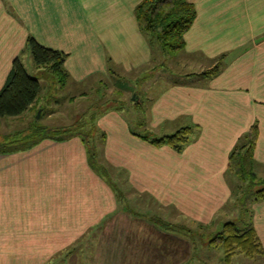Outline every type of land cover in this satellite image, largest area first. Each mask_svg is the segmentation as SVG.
I'll use <instances>...</instances> for the list:
<instances>
[{
  "label": "crops",
  "instance_id": "crops-1",
  "mask_svg": "<svg viewBox=\"0 0 264 264\" xmlns=\"http://www.w3.org/2000/svg\"><path fill=\"white\" fill-rule=\"evenodd\" d=\"M142 1L0 0V89L32 37L68 55L63 68L76 83L138 70L142 127H193L178 152L133 135L141 133L119 108H92L105 175L90 167L80 136L0 153V264H204L195 239L182 249L176 218L219 227L238 185L229 154L253 125L252 168L264 175V0H187L195 18L179 52L210 65L178 75L164 73L168 54L137 25ZM218 58L217 74L199 77ZM250 216L264 254V200L251 202Z\"/></svg>",
  "mask_w": 264,
  "mask_h": 264
},
{
  "label": "trees",
  "instance_id": "trees-1",
  "mask_svg": "<svg viewBox=\"0 0 264 264\" xmlns=\"http://www.w3.org/2000/svg\"><path fill=\"white\" fill-rule=\"evenodd\" d=\"M135 17L142 32L154 38L165 54H173L183 49V34L190 28L195 18V10L194 6L187 0H143L135 10ZM26 45V51H29L32 55L34 64L39 67H46L53 76L55 87L58 86L59 89H62L68 78V74L63 68L68 55L63 51L44 47L32 37L27 39ZM219 66L220 63H216L212 68L199 73V76L210 78L217 74ZM39 91L40 84L38 80L29 75L20 58H14L11 70L0 89V117H19L27 111L36 110L35 112H37L38 109L43 111L42 106L35 108ZM137 101L138 98L134 101L135 105H139L140 100ZM89 125L92 126L90 123ZM192 128L190 126L182 127L172 134L160 137L149 134H136L133 131L131 133L155 146L168 145L175 151L180 152L189 142ZM94 131L95 129L90 127V130L87 131L90 137L86 138L79 133L59 134L57 132L60 131L57 129L51 133L47 130V127L34 124L30 126V131L25 136H22L20 132L12 138L5 136L1 142L4 144L0 143V153L28 150L44 139L64 140L72 136H80L85 142L90 167L105 175V169L97 161L96 146L94 143H92L93 146L90 144ZM257 136V126L253 125L244 135L242 142L234 147L229 154L228 171L238 181L258 179L252 168ZM118 192L121 197V192ZM262 200H264V189L250 194L248 201L257 202ZM249 227V230L241 233L235 222H226L222 226L221 232L214 238L216 241L214 239L211 241L214 246L217 243L222 247L226 258L231 255L233 248H239L248 255L262 252L260 242L251 223H249Z\"/></svg>",
  "mask_w": 264,
  "mask_h": 264
},
{
  "label": "rangeland",
  "instance_id": "rangeland-1",
  "mask_svg": "<svg viewBox=\"0 0 264 264\" xmlns=\"http://www.w3.org/2000/svg\"><path fill=\"white\" fill-rule=\"evenodd\" d=\"M21 58L25 70L30 76L36 78L40 84L39 99L44 108L40 113V118L37 112H35L36 110L30 112L28 115L23 114L19 117H0V143L5 136L12 138L18 132L22 136H25L29 133L30 126L34 124L47 127V130L51 133L57 129L60 131L57 132L59 134L79 133L82 137H90L87 133L90 130V125L87 121H89L88 116L92 108L97 110V112L99 110L119 108L134 122V125L136 124L135 130L138 133L149 134L155 137H160L167 133L163 130L164 128L151 130V128L147 129L146 127H142L144 115L141 112V108H145L146 103L141 107L135 105L134 101H136L135 97L138 98V101L143 100L146 102V99L144 95L142 96L141 90L143 88L141 86H139L138 91L134 89L136 84H133L132 81L135 76L131 78L132 75L139 72L138 70L132 71L133 74H122L121 76L123 78L119 79L118 82L114 78H112V81L107 79L99 81V79L91 77L82 83H76L71 78H67L66 85L54 93L50 88L54 79H52L53 76L49 70L46 67L35 65L31 54L27 51L21 55ZM202 58L200 55L191 56L182 54L181 52L168 54L165 58L166 67L164 68V73L167 72L168 75H178L180 73L196 74L202 68L210 65L208 60H203L205 58ZM222 62L219 58L216 60V63L222 64ZM156 69L153 67L151 73L159 72ZM69 98H72L71 101L74 102L69 103ZM182 127L188 126L182 123L173 131L175 132ZM93 140L94 137L90 141L91 146H93ZM261 171L258 170V179L238 181L237 188L233 193L232 205L228 207V211L225 213L226 217L222 216L223 218H219L221 223L218 228H204L177 217V223H180L184 231L183 240L186 242H183L182 249L187 250L188 246L190 247V243L195 239L199 249L194 252V258H201L204 264H264V254L262 252H255L248 255L239 248H233L231 255L226 258L222 247L217 243L214 246V243L211 241L221 232L222 226L226 222H235L241 233L249 230V223H252V219L249 215L251 202L248 200L250 194L264 189V175L261 174L263 173ZM151 208L154 209L152 206ZM214 241L216 240L214 239ZM190 264H195V262H190Z\"/></svg>",
  "mask_w": 264,
  "mask_h": 264
},
{
  "label": "water",
  "instance_id": "water-1",
  "mask_svg": "<svg viewBox=\"0 0 264 264\" xmlns=\"http://www.w3.org/2000/svg\"><path fill=\"white\" fill-rule=\"evenodd\" d=\"M135 100H137V98L135 97ZM42 112V110L41 109H38L37 110V115H38V117L40 118V113Z\"/></svg>",
  "mask_w": 264,
  "mask_h": 264
}]
</instances>
